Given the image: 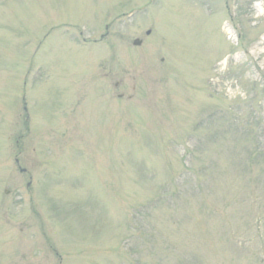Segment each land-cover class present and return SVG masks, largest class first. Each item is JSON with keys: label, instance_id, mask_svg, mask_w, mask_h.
I'll return each instance as SVG.
<instances>
[{"label": "rangeland", "instance_id": "1", "mask_svg": "<svg viewBox=\"0 0 264 264\" xmlns=\"http://www.w3.org/2000/svg\"><path fill=\"white\" fill-rule=\"evenodd\" d=\"M0 264H264V0H0Z\"/></svg>", "mask_w": 264, "mask_h": 264}, {"label": "water", "instance_id": "2", "mask_svg": "<svg viewBox=\"0 0 264 264\" xmlns=\"http://www.w3.org/2000/svg\"><path fill=\"white\" fill-rule=\"evenodd\" d=\"M135 43H136V44H141V43H142V41H141V40H139V39H137V40H135Z\"/></svg>", "mask_w": 264, "mask_h": 264}]
</instances>
